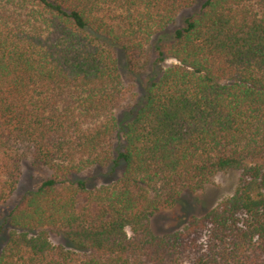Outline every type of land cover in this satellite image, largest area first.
Returning a JSON list of instances; mask_svg holds the SVG:
<instances>
[{
    "label": "trees",
    "instance_id": "obj_1",
    "mask_svg": "<svg viewBox=\"0 0 264 264\" xmlns=\"http://www.w3.org/2000/svg\"><path fill=\"white\" fill-rule=\"evenodd\" d=\"M196 4L158 40L173 64L115 115L118 55L134 71ZM25 158L52 177L8 214L0 264H264V0H0V205ZM93 168L119 173L71 180ZM229 171L231 197L151 232L160 208Z\"/></svg>",
    "mask_w": 264,
    "mask_h": 264
},
{
    "label": "rangeland",
    "instance_id": "obj_2",
    "mask_svg": "<svg viewBox=\"0 0 264 264\" xmlns=\"http://www.w3.org/2000/svg\"><path fill=\"white\" fill-rule=\"evenodd\" d=\"M198 9L199 4H196L192 8L182 10L166 30L165 35L155 36L140 57L134 71H130L124 59L118 55L126 95L124 101L115 110V115L120 116L133 108L142 97L147 82L158 75L161 70L173 64L172 60L158 62L156 51L158 40L161 38L165 41L168 37L170 38L176 29L182 27L183 20L195 14ZM20 171L21 175L15 191L5 203L0 205V251L6 242L9 230L6 221L11 209L25 193L34 191L43 181L52 177L50 169L44 166H34L29 158L21 161ZM117 174H110L108 169L93 168L83 174L73 176L71 180H86L89 186L94 187L109 184ZM240 177L241 172L239 171L220 172L211 178L210 183L202 191L195 194H181L172 206L160 208L150 217L148 225L151 232L156 236H162L180 231L191 219L203 217L208 211L234 194L239 186ZM49 239L55 246L73 250L70 242L61 235H50Z\"/></svg>",
    "mask_w": 264,
    "mask_h": 264
}]
</instances>
